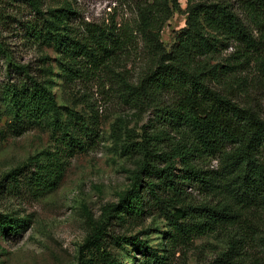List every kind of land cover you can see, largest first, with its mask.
<instances>
[{"label":"trees","instance_id":"16d2710c","mask_svg":"<svg viewBox=\"0 0 264 264\" xmlns=\"http://www.w3.org/2000/svg\"><path fill=\"white\" fill-rule=\"evenodd\" d=\"M30 5L36 19L25 26L27 39L55 51L67 85L111 72V64L128 49L134 33L151 61L136 84H121L132 102L151 105L154 132L144 130L140 140L121 144L120 150L138 157V167L119 203L103 210L101 223L86 237L82 249L89 258L81 252L78 264H121L109 251L106 237L119 245L139 241L136 236H109L108 220L140 223L155 212L163 216L168 229L162 244L165 255L143 247L155 264H169L171 252L210 235L227 239L226 250L211 264H264V236L256 227L264 214V118L249 101L237 103L231 84L234 70L249 65L264 77V0H234V4L187 0L185 27L169 51L163 48L160 33L179 8L178 0H148L138 6L132 32L116 26L113 19L110 24L79 20L69 5L46 13L40 11L38 1L30 0ZM229 44L236 48L232 64L212 63ZM8 66L22 75L16 83L0 87L8 131L20 136L48 129L57 133L55 141L68 151L45 153L32 172L25 170L34 158L29 159L6 174L0 188L3 182L18 188L24 177L27 187L44 194L61 181L68 153L84 151L85 139L94 142L97 136L83 117L57 104L47 82L31 75L28 66L10 62ZM76 127L79 137L72 131ZM169 132L178 139L172 140ZM208 161L216 166L203 170ZM186 188H195L205 201L190 202ZM9 220L0 215L1 223Z\"/></svg>","mask_w":264,"mask_h":264},{"label":"rangeland","instance_id":"374dc122","mask_svg":"<svg viewBox=\"0 0 264 264\" xmlns=\"http://www.w3.org/2000/svg\"><path fill=\"white\" fill-rule=\"evenodd\" d=\"M35 1H38L42 13L69 5L79 20L110 24L113 19L116 26H124L132 32L136 8L148 0ZM190 1H229L234 4V0ZM178 4L179 8L172 11L161 29L160 41L166 51L174 45L176 34L185 27L187 0H178ZM34 19L36 15L30 0H0V87L22 78L13 70V66H8L9 62L16 66H28L31 75L40 76L41 80L47 82L57 104L83 117L85 125L93 128L97 137L94 142L85 139L87 147L84 151L74 149L73 153H68L63 177L52 191L44 194L34 192L27 187L24 177L20 178L18 188H8V183L3 182L0 188V215L8 216L12 221L6 224L0 221V264H78L81 252L89 258L87 250L82 249L86 237L101 223L103 210L119 203L121 196L130 188L138 167V157L120 150L121 144L140 140L144 130L149 134L154 132L155 118L151 105L140 106L132 102L123 92L121 84V81L129 86L136 84L146 68L151 66V61L134 33L128 49L111 64V72L90 81L67 85L60 75L55 51L51 47L34 45L27 39L25 26ZM235 50V45L229 44L211 62L223 66L232 64L231 57ZM233 74L231 84L237 103L249 101L264 118L262 74L253 65L244 67L243 71L234 70ZM7 121L8 112L0 93V182L6 174L28 164L31 158H34L32 165L28 164L25 170L32 172L34 163L45 153L58 149L68 151L61 142L55 141L57 133L53 135L48 129H33L20 136H12L7 129ZM93 121H96L95 126H92ZM72 131L77 137L80 136L79 127ZM169 137L175 141L178 139L172 132H169ZM215 166L214 161H208L203 165V170ZM174 167L177 171L181 168L178 160ZM185 190L190 202L205 201V196L195 188ZM258 219L257 233L264 236V214ZM10 227L15 228V233ZM167 230L166 221L157 212L145 215L140 223L129 220L121 223L113 217L106 225L109 236H136L140 243L119 245L106 237L108 249L121 264H155L143 247L146 245L158 256L165 255L162 244ZM226 240L215 235L199 237L190 246L171 252L167 262L211 264L226 250Z\"/></svg>","mask_w":264,"mask_h":264}]
</instances>
